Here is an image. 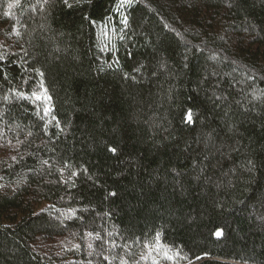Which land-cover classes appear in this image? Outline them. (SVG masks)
<instances>
[{"label":"trees","instance_id":"trees-1","mask_svg":"<svg viewBox=\"0 0 264 264\" xmlns=\"http://www.w3.org/2000/svg\"><path fill=\"white\" fill-rule=\"evenodd\" d=\"M120 5L0 0V264H264V0Z\"/></svg>","mask_w":264,"mask_h":264},{"label":"snow or ice","instance_id":"snow-or-ice-1","mask_svg":"<svg viewBox=\"0 0 264 264\" xmlns=\"http://www.w3.org/2000/svg\"><path fill=\"white\" fill-rule=\"evenodd\" d=\"M65 2L67 3V0H65ZM123 3H131V0H121V5L120 6H122ZM125 23H126V20H125ZM37 98L39 99V97H37ZM188 119L191 120V116L190 115H189ZM113 151H115V149H113ZM216 235L219 236V235H221V233L218 231L216 233ZM157 239H159V236H157ZM161 251H162L163 257L165 259L173 260L175 258L174 255H169L167 250L161 249ZM153 264H158V262L157 261H153Z\"/></svg>","mask_w":264,"mask_h":264}]
</instances>
